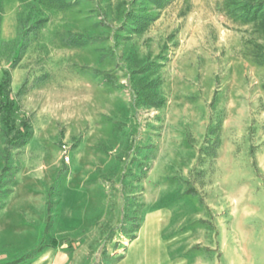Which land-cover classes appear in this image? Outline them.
Instances as JSON below:
<instances>
[{
	"label": "rangeland",
	"instance_id": "rangeland-1",
	"mask_svg": "<svg viewBox=\"0 0 264 264\" xmlns=\"http://www.w3.org/2000/svg\"><path fill=\"white\" fill-rule=\"evenodd\" d=\"M229 4L0 0V81L9 70L13 96L23 85L18 117L40 132L1 176L0 122V212L19 180L47 214L20 261L55 240L63 264H163L164 244L172 264H264V30ZM132 14L150 15L143 30ZM76 34L88 44H72ZM64 214L83 227L53 239ZM145 231L146 260L135 250Z\"/></svg>",
	"mask_w": 264,
	"mask_h": 264
},
{
	"label": "crops",
	"instance_id": "crops-1",
	"mask_svg": "<svg viewBox=\"0 0 264 264\" xmlns=\"http://www.w3.org/2000/svg\"><path fill=\"white\" fill-rule=\"evenodd\" d=\"M39 133L36 132L35 134H39ZM30 141L25 146V151H30ZM58 153L59 152L57 150L53 151L52 157L54 158L55 163H57L59 167L60 160ZM23 187L24 184H22V182L18 180L14 195L8 200H6L2 208V211L0 212V264H63L61 260H57V255L62 254L67 256V254L65 252L61 253L62 249L56 247L58 245L54 244L55 240H52L53 243L47 245L46 247L41 248V250H39L34 257H31L26 261H20L26 252L36 248L37 246H39L40 242H42L43 235L45 234V225L47 220V214L45 212L46 202H43V206L40 208L38 206L40 204L39 201L34 202V200L32 199H26L22 197L21 190H23ZM143 188L146 189L148 188V186L143 185ZM74 193L75 192L73 191V189H71L70 186L68 185L67 187L65 186V189L63 190L62 193L63 196L61 197V204L69 205L71 203V197L77 196V193L75 194ZM75 202L77 201L75 200ZM145 203L147 204L148 207L149 206L151 207L152 204L156 205L157 203H161V198L158 197L153 200L145 194ZM35 205H37V207ZM61 208H63L62 205ZM61 208L59 207V209ZM24 210H30L31 212L25 213ZM193 215L194 212L192 211L190 213V216L193 217ZM60 220H62L65 223L64 228H60L61 224L58 223ZM67 221L68 219L66 214L61 216L59 215V217L56 219V223L54 227L51 229L50 232V235L53 239L60 237H65V238L70 237L71 239H73V237H76L75 227H80V229H82L81 227H83V225H81L80 223L73 226L72 222L68 223ZM31 222L34 223L33 226L32 224H29ZM148 223H150V219H147L146 221L147 228L149 226ZM80 231L82 232V230ZM73 233L75 234L73 235ZM146 236H147V232L145 231L144 239L142 241L143 243L137 246L135 249L144 260L147 259ZM158 239L160 242H162L160 233ZM189 243L190 244L193 243L192 238H187L186 241L183 240V242L181 241L180 243H177L175 246L172 245L171 247L174 248L176 254H179V253H183L185 249L187 248L189 249L190 246ZM161 252L164 257L163 264H172V262L168 261V258H170L169 246L164 244L163 248L161 249ZM68 253L69 254L73 253V251H68ZM179 261L180 264H190L189 261L186 260L183 261L182 259H180ZM74 263L75 262L72 261L69 264H74ZM121 264H132V261L128 260ZM191 264H197V262L194 263L192 261Z\"/></svg>",
	"mask_w": 264,
	"mask_h": 264
},
{
	"label": "trees",
	"instance_id": "trees-1",
	"mask_svg": "<svg viewBox=\"0 0 264 264\" xmlns=\"http://www.w3.org/2000/svg\"><path fill=\"white\" fill-rule=\"evenodd\" d=\"M60 3L61 6H71L78 0H54ZM149 2L160 8L167 0H148ZM231 14L235 19L241 20L244 23L256 22L261 25L264 30V1L263 0H229ZM130 20L134 22L137 30H143L145 25L150 20V15L132 14ZM74 45L85 46L88 44V37L80 34L73 35L70 39ZM105 80L109 84H113V80L109 74H104ZM12 75L9 70H4L0 81V122L2 124V135L5 138L4 160L5 166L1 176L7 171L8 162L11 155V150L24 148L31 138L34 131L31 120L26 115L20 118V104L16 98H19L23 91V85L13 96L12 93ZM162 103V102H161ZM155 106H160V104ZM42 247V246H41Z\"/></svg>",
	"mask_w": 264,
	"mask_h": 264
},
{
	"label": "built area",
	"instance_id": "built-area-1",
	"mask_svg": "<svg viewBox=\"0 0 264 264\" xmlns=\"http://www.w3.org/2000/svg\"><path fill=\"white\" fill-rule=\"evenodd\" d=\"M64 161H65V163H69V161H70V156H69L68 152H65V154H64Z\"/></svg>",
	"mask_w": 264,
	"mask_h": 264
},
{
	"label": "bare ground",
	"instance_id": "bare-ground-1",
	"mask_svg": "<svg viewBox=\"0 0 264 264\" xmlns=\"http://www.w3.org/2000/svg\"><path fill=\"white\" fill-rule=\"evenodd\" d=\"M47 164V163H46ZM74 192H75V190H74ZM73 194V193H72ZM75 194V193H74ZM76 196V195H75ZM67 199V198H66ZM72 200V199H71ZM74 200H76V199H74ZM65 205H67V204H65ZM69 206H70V204H69ZM69 208V207H68ZM65 211V210H64Z\"/></svg>",
	"mask_w": 264,
	"mask_h": 264
}]
</instances>
